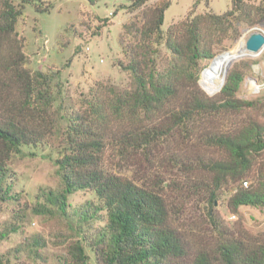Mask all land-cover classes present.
Returning <instances> with one entry per match:
<instances>
[{
	"label": "trees",
	"instance_id": "trees-1",
	"mask_svg": "<svg viewBox=\"0 0 264 264\" xmlns=\"http://www.w3.org/2000/svg\"><path fill=\"white\" fill-rule=\"evenodd\" d=\"M148 1L120 6L133 13L143 8L142 16L125 23L120 35L128 60L120 66L129 73L130 86L98 82L76 106L64 102L61 70L28 67L25 41L17 31L28 4L36 12L49 7L34 5L35 0H0V199L19 201L12 156L24 147L51 143L58 156L47 157L57 166L61 188L45 190L34 212L61 215L71 222L75 217L80 225L87 224L85 232L79 225L81 236L60 257L62 264H89L88 248L97 264H264V236L252 234L241 223L229 226L212 209V241L196 247L173 222L170 209L175 204L170 205L165 192L169 185L199 183L206 185L213 205L217 191L226 186L233 191L231 210L264 208V93L252 100L239 97L246 71L237 66L215 95L207 94L198 82L205 63L223 42L237 39L241 25L263 20L264 9L247 0H232L227 13L192 12L164 29L170 0L147 8ZM162 46L169 53L165 65L159 60ZM176 133L183 142L198 140L211 156L200 157L198 167H188L195 179L189 172L184 179L174 173L170 181L158 172L148 175L140 155L150 161ZM110 149L122 160L136 161L132 164L138 166L139 177L110 169ZM174 158L186 164L181 154ZM201 165L208 176L196 170ZM172 189L183 191L182 186ZM82 190L97 199L71 208L69 196ZM25 216L18 211L17 218ZM92 222H100L94 232ZM20 226L13 224L10 231ZM33 244L39 256L42 237H33Z\"/></svg>",
	"mask_w": 264,
	"mask_h": 264
},
{
	"label": "rangeland",
	"instance_id": "rangeland-1",
	"mask_svg": "<svg viewBox=\"0 0 264 264\" xmlns=\"http://www.w3.org/2000/svg\"><path fill=\"white\" fill-rule=\"evenodd\" d=\"M34 5L49 7L48 11L36 12L32 4H28L23 15L17 22L19 36L25 41V52L29 57L28 67L43 71L61 70L63 82L62 95L67 105L78 106L83 94L98 82L114 84L120 88L130 86V75L120 66L121 62L128 60L120 45V35L123 25L138 20L142 16L143 8L136 12L120 8L121 5L131 3V0H35ZM163 0H149L146 7H152ZM249 5L264 9V0H247ZM171 5L165 12L163 28L176 21L185 19L188 14L214 12L224 14L232 9V0H170ZM36 3V4H35ZM51 5V7H50ZM0 2V13L2 10ZM120 8V9H119ZM118 9V12H114ZM107 18V19H106ZM254 31L264 33V19L257 24H243L239 28L240 36L237 39L227 38L217 50L220 54L226 50L236 48L245 49V41ZM246 51V50H245ZM167 50L162 46L159 60L165 65L168 58ZM215 56V57H216ZM214 59V58H213ZM206 62L203 71L213 61ZM234 66L244 68L246 71L244 82L238 96L252 100L264 93V48L256 55L245 56L234 60L227 71ZM208 69V68H207ZM203 71L200 74L199 85L210 96L216 90H209L203 84ZM207 71V70H206ZM226 74V75H227ZM215 92V93H213ZM209 127H212L209 125ZM198 140L185 141L178 133L170 137L160 148L150 156V161L140 155V163L145 165L146 173L158 172L170 181L175 178L174 173H181L184 179L189 172L188 167H198L200 157L209 158L211 151L198 144ZM191 142L190 144H187ZM182 155L186 164L175 162L174 155ZM58 156L55 146L42 144L37 147H24L23 152L15 153L10 161L13 171L15 190L19 193V201L4 202L0 199V263L2 264H62L63 257L69 244L78 239L79 227L87 231V224L78 223L73 217L72 222L61 215L50 216L37 214L34 207L43 202V192L48 189L61 188V179L57 173V166L53 159ZM108 167L119 173L138 178V166L122 160L114 153L108 151ZM201 169L204 176L208 171L203 165ZM198 176L201 172L196 173ZM169 185L165 188L166 197L171 204V217L177 225L197 247L205 241H212L213 229L208 218V212L220 214L229 226L241 223L252 234L264 236V208L241 206L238 211L229 208V199L233 193L231 189L223 186L214 204L209 201L206 185ZM182 186L183 191L172 188ZM89 199H97L91 191H78L69 196L72 207H78ZM18 211L26 214L22 220L17 218ZM235 215V217L233 216ZM13 224L21 225L16 232H11ZM80 225V226H79ZM100 222H92L90 227L94 232ZM42 237L39 246V256L35 255L37 246L33 244V237ZM195 249V248H194ZM89 264H97L93 252L88 248Z\"/></svg>",
	"mask_w": 264,
	"mask_h": 264
},
{
	"label": "bare ground",
	"instance_id": "bare-ground-1",
	"mask_svg": "<svg viewBox=\"0 0 264 264\" xmlns=\"http://www.w3.org/2000/svg\"><path fill=\"white\" fill-rule=\"evenodd\" d=\"M246 42V41H245ZM246 54L245 49L235 48L230 53H224L216 57L209 65L204 77L203 84L207 89L218 90L222 86L224 72L227 66L236 58Z\"/></svg>",
	"mask_w": 264,
	"mask_h": 264
},
{
	"label": "water",
	"instance_id": "water-1",
	"mask_svg": "<svg viewBox=\"0 0 264 264\" xmlns=\"http://www.w3.org/2000/svg\"><path fill=\"white\" fill-rule=\"evenodd\" d=\"M264 48V33L263 32H260V31H254L253 33L250 34V36L246 39V42H245V50H246V54H244L243 56H240L236 59H239V58H242V57H245V56H253V55H256L258 54L262 49ZM224 53H230V50H226L220 54H218L216 57H218L219 55L221 54H224ZM216 57H214V59H216ZM213 59V60H214ZM235 59V60H236ZM233 62V61H232ZM231 62V63H232ZM230 63V64H231ZM230 64L227 66L225 72H224V78H223V82H222V86L223 84L225 83L226 81V74H227V71L229 69V66ZM221 86V88H222ZM220 88V89H221Z\"/></svg>",
	"mask_w": 264,
	"mask_h": 264
},
{
	"label": "built area",
	"instance_id": "built-area-1",
	"mask_svg": "<svg viewBox=\"0 0 264 264\" xmlns=\"http://www.w3.org/2000/svg\"><path fill=\"white\" fill-rule=\"evenodd\" d=\"M246 185H247V183H246ZM234 217H235V215H233Z\"/></svg>",
	"mask_w": 264,
	"mask_h": 264
}]
</instances>
